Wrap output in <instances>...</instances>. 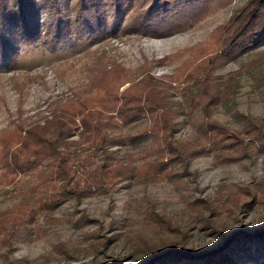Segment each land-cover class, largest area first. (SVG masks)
I'll list each match as a JSON object with an SVG mask.
<instances>
[{"label": "rangeland", "instance_id": "374dc122", "mask_svg": "<svg viewBox=\"0 0 264 264\" xmlns=\"http://www.w3.org/2000/svg\"><path fill=\"white\" fill-rule=\"evenodd\" d=\"M141 1L136 0L122 13L119 27L126 28ZM247 1L205 0L192 10L187 8L175 21L177 28L159 36L141 28L123 32L118 27L72 45L65 37L71 15L57 16L37 0H22L18 7L2 0L0 134L46 115L50 102L58 97L87 96L86 85L104 69L102 64L122 67L120 92L137 90L138 80L145 74L162 81L165 107L172 114L163 133L172 139L192 142L205 115L231 130L244 131L247 119L264 118V40L220 62L211 60L210 66L206 65L209 79L215 83L210 88L215 97L208 105H193L189 99L198 92L200 63H207L218 50L217 28ZM74 2L66 0L69 6ZM56 29L59 42L50 44L46 37ZM26 32L36 34V39L23 43L19 33ZM114 119L116 125L103 129L105 133L136 134L153 124L147 116L128 125L115 115ZM242 137L247 140L246 148L233 152L230 160L193 155L173 167L175 177L163 179L136 172L141 150L151 142L159 143L160 138L149 136L135 145L111 147L122 167L132 173L131 179L113 185L97 183L99 176L88 174L102 163L104 154L93 155L92 144L84 136L71 137L78 141L69 150L84 194L75 196L67 188L65 200L53 211L38 212L26 222L25 239L11 236L7 243L0 241V264H159L172 244L178 250L190 249L198 259L219 252L230 255L235 264L263 258L264 253L259 256L258 251L259 237L264 235V204L249 211L232 207L209 225L202 210L193 211L188 205L195 198L211 201L226 193L230 185L246 187L262 180L264 155L253 149L250 135L242 133ZM35 173H22L13 184L0 185L1 215L21 213L35 202L42 193L32 192ZM150 211L178 231L172 233L152 224L146 218ZM238 233L249 236L242 239L249 253L240 258L233 246ZM176 264L190 262L183 259Z\"/></svg>", "mask_w": 264, "mask_h": 264}, {"label": "trees", "instance_id": "16d2710c", "mask_svg": "<svg viewBox=\"0 0 264 264\" xmlns=\"http://www.w3.org/2000/svg\"><path fill=\"white\" fill-rule=\"evenodd\" d=\"M21 1L10 0L14 7H18ZM37 1L40 5L48 6L57 16H72L65 37L74 45L86 38L96 39L114 32L119 27L122 13L136 0H75L71 6L66 0ZM204 1L142 0L136 5L137 9L135 6V13L126 28L120 26L119 29L125 31L141 28L145 33L159 36L177 28L174 23L187 8L192 10ZM1 3L2 0L0 5ZM62 3L65 5H61ZM217 30L218 50L212 58L207 59V63L203 61L199 65L198 92L189 99L193 105L205 102L208 105L215 97L210 90L213 87L211 84L215 87V83L209 79L207 69L211 60L220 62L264 40V0H248ZM36 37V34L30 32L19 33L23 43ZM46 38L50 44L58 43L57 29L48 32ZM102 65L104 69L98 70L99 75L97 72L90 85H86L87 96L58 97L50 102L46 115L0 134V185H11L18 175L36 170L32 192H42L37 195L35 202L26 205V209L21 213L0 214V241L7 243L11 236L25 239L28 235L26 222L32 221L38 212L53 211L65 200L67 188L68 192L70 190L75 196L84 194V188H80L77 183V169L72 160L74 155L69 150L71 145L78 143L77 140L70 139L73 136H84L85 140L92 144L93 155L97 152L104 154L102 163L90 169L88 174L99 176L97 183L101 181L110 185L132 178V173L122 167L120 158L115 157L110 148L126 144L135 145L147 140L149 136L160 138L161 141L151 142L141 150V162L136 166V172L148 173L155 178L175 177L172 173L173 167L197 154L213 155L221 161L230 160L233 152L242 151L247 146V140L242 137V133L250 135L253 149L264 155V118L247 119L245 130L238 132L205 115L192 142L178 141L163 133V128L171 120L172 114L170 109L165 107L164 91L160 86L162 81L145 74L146 76L138 80L137 90L126 88L120 92L118 83L122 79V67ZM114 115L124 125L143 116L151 118L153 124L136 134H107L103 129L116 125ZM87 192L91 194L89 189ZM256 204H264V176L260 182L250 186L230 185L226 193L216 195L211 201L195 198L188 205L193 211L202 210L205 213V223L209 225L213 218L227 213L232 207L249 211ZM146 218L162 230L172 233L178 231L172 223L153 211H150ZM248 237L245 233H238L233 239V246H237V258L249 253V249L242 245V239ZM259 239L258 254L261 256L264 253V235ZM165 251L170 252L157 263L176 264L179 260L186 259L190 264H235L225 252L198 259L190 249L178 250L173 244ZM246 264H264V257Z\"/></svg>", "mask_w": 264, "mask_h": 264}]
</instances>
